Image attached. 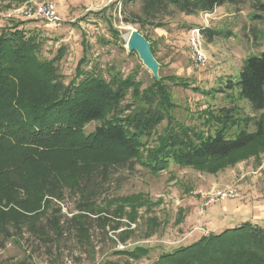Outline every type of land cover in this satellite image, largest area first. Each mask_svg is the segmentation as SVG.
Instances as JSON below:
<instances>
[{"label": "trees", "instance_id": "obj_1", "mask_svg": "<svg viewBox=\"0 0 264 264\" xmlns=\"http://www.w3.org/2000/svg\"><path fill=\"white\" fill-rule=\"evenodd\" d=\"M245 1L122 0L120 12L126 23L163 27L160 20L174 13L195 15ZM134 4L139 5V13L128 10ZM259 6L264 10V4ZM23 23L0 27V251L10 241L19 243L24 233L49 253L66 244L88 245L89 214L96 216L102 227L108 222L104 213L109 207L96 203L117 168L133 169L140 164L156 173L173 162L216 173L264 150L261 118L254 121L253 131L241 129L234 138L226 136L238 120H243L245 127L252 121L239 116L235 106L207 110L205 129L170 119L173 103L165 81L199 91L185 79L153 77L141 88L133 75L123 76L113 67L108 78L98 63L85 69L88 62L82 57L74 77L65 83L56 64L63 49L52 59L42 58L43 39L35 30H25ZM202 32L208 40L223 34L209 29ZM111 34L118 40L117 30L111 29ZM226 87L235 89L253 110L264 109V51L246 57L238 77ZM163 120L166 127L158 131ZM92 121L99 124L85 132V125ZM67 194L77 200V212L70 215L57 203ZM138 199L135 195L122 198V204L129 205V223L136 220ZM124 205L113 210V217L124 213ZM147 224L150 232L159 226L154 218L147 219ZM128 232L121 231V242ZM149 250L142 245L119 249L114 251L117 259L101 264H131ZM0 264L35 262L29 256H8L0 258ZM150 264H264V228L243 221L219 232L209 231L187 245L159 254Z\"/></svg>", "mask_w": 264, "mask_h": 264}, {"label": "rangeland", "instance_id": "obj_2", "mask_svg": "<svg viewBox=\"0 0 264 264\" xmlns=\"http://www.w3.org/2000/svg\"><path fill=\"white\" fill-rule=\"evenodd\" d=\"M41 2L54 5L60 18L57 24L32 16L29 18L28 9L32 12V8ZM121 2L0 0V27L24 21L21 26L25 30H35L43 39L42 58L52 59L59 48L63 49L56 64L65 83L72 80L79 60L85 57L88 62L84 65L85 69L98 63L102 75L108 78L109 68L113 67L123 76L133 75L135 80L140 81L141 88H145L152 82L153 74L143 64L138 53L128 51L125 45L129 31L136 28L154 46L159 77L176 76L199 87V91H195L165 81L173 103L170 119L186 126L205 129L203 116L207 110L235 106L239 116L249 117L252 121L245 127L243 120H238L227 131L226 136L229 138H234L241 129L253 131L254 121L260 118L264 120V109L253 110L235 89L226 87L229 80L234 81L238 77L246 57L258 56L264 51V19L257 16H264V10L259 6L264 4V0H246L237 6L225 3L212 12L195 15L174 13L160 20L163 27L124 22L120 12ZM128 10L140 12L138 4L128 6ZM196 27L223 33L214 35L211 40L201 33L198 42L206 63L199 66L193 62L190 52L191 38H196L191 31ZM111 29L118 31V40L112 37ZM98 124L97 121L89 122L84 127L85 132L92 131ZM166 124L167 121L163 120L158 131L164 129ZM227 189H234L237 195L234 198L216 199L218 191ZM126 195L139 196L135 204L137 214L134 223H129L126 217L129 205L122 204V198ZM208 195H214L215 200L203 207L205 196ZM57 203L67 215L77 212V200L68 194ZM96 204L107 209L109 207V211L104 213L108 216V222L102 227L96 216L89 214L88 245L78 242L66 244L49 253L45 246L38 245L34 238L24 233L18 239L19 243H7L5 249L0 251V258L29 256L35 264H101L105 260L117 259L114 251L142 245L150 249L148 255L131 264H150L159 254L195 240L199 234L195 236L191 233L193 230L203 232V225L199 226L198 223L213 207L222 211L220 219L239 217L238 220L230 221L229 226L249 221L264 228V150L216 173H207L192 166H179L173 162L156 173L149 172L140 164H135L133 169L117 168L106 193ZM120 205H124V213L113 217L111 213ZM149 218L156 219L159 224L153 232H150L147 224ZM117 223L119 228L113 229ZM224 228L222 226L221 230ZM126 230L130 232L125 242H121L120 233Z\"/></svg>", "mask_w": 264, "mask_h": 264}, {"label": "built area", "instance_id": "obj_3", "mask_svg": "<svg viewBox=\"0 0 264 264\" xmlns=\"http://www.w3.org/2000/svg\"><path fill=\"white\" fill-rule=\"evenodd\" d=\"M27 14L29 18L31 16L35 18H40L51 24H57L60 20L54 5L49 2L39 3L38 6H34L32 8V12L30 9H28ZM191 34L196 36L195 39L191 38V43H190V52L193 58V62L195 63L196 66L203 65L206 63V57L204 55V52L200 48L198 42V38H200L201 36V30L196 27L192 29ZM236 195L237 193L234 189H227L225 191H218L215 197L216 199H227V198H234ZM215 197L214 195L205 196V200L202 206L207 207L210 203H212L215 200Z\"/></svg>", "mask_w": 264, "mask_h": 264}, {"label": "water", "instance_id": "obj_4", "mask_svg": "<svg viewBox=\"0 0 264 264\" xmlns=\"http://www.w3.org/2000/svg\"><path fill=\"white\" fill-rule=\"evenodd\" d=\"M128 51H136L143 64L152 72L157 80L159 63L154 57L149 41L136 28H131L125 43Z\"/></svg>", "mask_w": 264, "mask_h": 264}, {"label": "crops", "instance_id": "obj_5", "mask_svg": "<svg viewBox=\"0 0 264 264\" xmlns=\"http://www.w3.org/2000/svg\"><path fill=\"white\" fill-rule=\"evenodd\" d=\"M212 214H214L216 216L214 217ZM220 215H222V211L220 209H218L217 207H213L205 217L201 218V221L199 220L201 223L199 222L198 224H199V226H200V224L203 225V227H202L203 232L193 230V232L191 233V234H195V236H196V234H199L196 236L197 238L195 240H197L200 236L206 234L208 231H212V232H215L216 230L222 231L223 230V229L221 230L222 226H225V228L233 227V226L228 225L229 222L232 220H238V218H239V217H236L235 219H233L232 216H227L224 219H220ZM217 218H219V219H217ZM197 225H195V227H198ZM204 230H206L207 232ZM195 240H193V241H195Z\"/></svg>", "mask_w": 264, "mask_h": 264}, {"label": "bare ground", "instance_id": "obj_6", "mask_svg": "<svg viewBox=\"0 0 264 264\" xmlns=\"http://www.w3.org/2000/svg\"><path fill=\"white\" fill-rule=\"evenodd\" d=\"M127 39V38H126Z\"/></svg>", "mask_w": 264, "mask_h": 264}]
</instances>
